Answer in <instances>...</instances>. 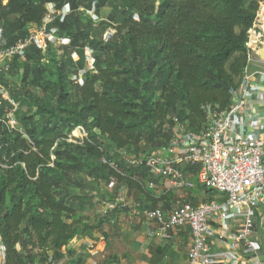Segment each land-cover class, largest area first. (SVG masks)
<instances>
[{
	"label": "trees",
	"instance_id": "trees-1",
	"mask_svg": "<svg viewBox=\"0 0 264 264\" xmlns=\"http://www.w3.org/2000/svg\"><path fill=\"white\" fill-rule=\"evenodd\" d=\"M3 1L4 46L41 25L48 5L56 11L68 5L69 13L50 26L68 42L61 53L29 46L25 61L14 59L10 72L20 75L19 88L8 99L0 95L1 264H69L63 251L73 253L70 244L91 227L66 202L68 174L86 168L98 178L106 175L108 183L114 177L123 187L146 192L147 168L120 165L119 175L102 159L115 163L112 156L122 151L150 154L169 143L175 120L198 133L206 109L227 110L248 64V31L264 0ZM92 9L97 16L102 9L110 13L93 22L86 15ZM108 28L114 33L103 39ZM87 49L92 71H85ZM81 70L80 84L74 77ZM9 86L0 79L1 88ZM24 105L35 111H22ZM77 126L87 138L69 143ZM83 159L95 166L87 168ZM196 173L188 169L186 175L194 181ZM83 263L80 254L70 262Z\"/></svg>",
	"mask_w": 264,
	"mask_h": 264
},
{
	"label": "built area",
	"instance_id": "built-area-1",
	"mask_svg": "<svg viewBox=\"0 0 264 264\" xmlns=\"http://www.w3.org/2000/svg\"><path fill=\"white\" fill-rule=\"evenodd\" d=\"M68 13V5L60 11L48 5L42 24L31 26L26 37L8 46L0 42V79L10 74L14 59L25 61L29 46H35L44 54L52 44L66 45L67 40L58 37L57 29L50 26L57 19L62 22ZM87 14L93 22L99 20L94 9ZM258 18L259 15L248 31V64L239 86L231 91L227 110L206 109V122L198 133L188 131L175 120L169 143L150 154L135 157L122 152L126 166L145 167L152 176L164 181L163 197L173 193L168 207L158 203L147 209L124 195L103 203V216H108L115 208L131 210L144 221L147 235L157 242L167 243L175 233L188 228L191 244L186 264H264V65L251 57V51L262 36ZM1 34L0 29V40ZM83 74L84 70L78 77ZM0 95L8 99L1 87ZM9 123L15 125L11 118ZM71 135L67 141L74 144H81L87 138L81 126ZM102 163L122 175L114 162L102 159ZM188 169H196L197 184L216 193L217 198L196 206L187 202L184 192L194 182L186 175ZM117 184L114 177L109 179L111 189ZM144 189L151 197L156 196L157 185L153 181L147 182ZM1 249L0 245V254ZM63 254L66 257V252Z\"/></svg>",
	"mask_w": 264,
	"mask_h": 264
},
{
	"label": "rangeland",
	"instance_id": "rangeland-1",
	"mask_svg": "<svg viewBox=\"0 0 264 264\" xmlns=\"http://www.w3.org/2000/svg\"><path fill=\"white\" fill-rule=\"evenodd\" d=\"M6 2L7 0H4L3 4H6ZM109 13H110V9L100 10L97 16L99 20L94 22L107 19ZM86 15L88 14L86 13ZM89 18L91 17L89 16ZM112 33H114V30L112 28H108V30L105 32L103 36V39H107V35ZM60 46L61 45L52 44L50 45V48L51 49L55 48L56 49L55 51L58 52V54H60L61 53ZM90 52L91 51H87V66L85 71L86 70L92 71L93 69L90 67V64L92 63ZM72 57H73L72 58L73 61L76 62L77 57H75L74 55ZM19 77L20 75L16 74L15 72H12L7 76V81L8 84L10 85L9 89L5 90L7 95L9 94L11 95V93L15 92L19 88V79H20ZM76 81L81 84L83 81V75L81 77L79 76ZM31 93L37 95V91H31ZM14 106L17 107L16 104ZM21 110L22 111L28 110L30 111V113H33L35 111V108L33 106L31 108L28 107L27 105H24L21 107ZM8 116L9 118L12 119L13 115L12 113H9ZM122 152H117V153L115 152L116 156L115 155L112 156V159L115 160V163L118 165V169L121 171H123L122 169L123 167L121 168L120 165L121 166L125 165V162L122 159ZM124 153L126 155H130V153H126V152ZM83 163L86 166H88L87 168L90 169L95 166L91 161H88L86 159H83ZM86 170H87L86 168H83L82 170L78 169L77 172L72 171L70 174H68L67 176L68 196L66 197L67 198L66 202L76 209L78 214L77 217L79 218L81 217V221L83 223H86V225H88L87 223H89V221H94V223L98 226L101 223L100 221H102L101 218H104V216L102 215V211L105 205L103 203L112 202L115 198L114 193L118 192L122 186L121 184L118 183L114 189H111L109 187L108 177L106 175L105 176L102 175L101 178H98V176L94 175L93 172H91L92 173L91 175L90 171L87 170L89 172L88 174ZM149 179L151 181H156L151 174H149ZM194 183L195 184L193 189L191 188L190 190L191 192L204 193V191H206L196 183V180H194ZM57 191L59 190L57 189ZM141 227L144 228V221L138 217L136 218L135 227L132 230H130L129 234L124 233L122 237H116L115 239H108L107 237L103 238V240L101 239L99 244L93 246V248L96 247L98 254L93 256V259L91 261L96 264H119V263L126 264V262L131 261L130 258H133L132 255L133 252L134 253H136L137 251L139 253L144 252L145 254L144 257H146L148 252L153 253L154 250H156V248L162 250L159 254H156L157 258L160 259H161L160 257L161 254H163L162 256L164 255L170 256L171 260H179L185 255L187 251L186 247L176 248L175 242L172 241L173 239L170 240L168 243H161L155 241L153 237L147 235L143 238L144 240L141 243L139 242L137 245L136 241H137V237L140 235ZM91 231L92 228L91 230L84 232L80 237L78 241L80 242L78 247L79 250L78 252L72 250L73 253H70V255H68L67 252L64 250V252H66V255L72 259H75L80 254L84 258L83 264H85V262H87V259L91 257V254L90 251L88 250L89 248L82 243L85 242L84 239L90 237ZM132 243H136L135 246H132ZM22 244L23 243H21V245ZM21 245L18 246L19 250H21ZM133 249L136 250L133 251ZM136 255L138 254L136 253ZM120 260H123V263L120 262ZM142 260L143 259H141V261Z\"/></svg>",
	"mask_w": 264,
	"mask_h": 264
},
{
	"label": "crops",
	"instance_id": "crops-1",
	"mask_svg": "<svg viewBox=\"0 0 264 264\" xmlns=\"http://www.w3.org/2000/svg\"><path fill=\"white\" fill-rule=\"evenodd\" d=\"M153 177L156 180L153 182L157 185V191L154 193L156 195L155 197H151L146 192L142 193L140 190H137V189L131 190L127 187H124L122 191H118L114 193V197L118 195H124L129 201H138L141 203L142 207L147 208V209H152L156 207L158 203L163 204L164 207L168 206L169 205L168 203H170L173 199V193L171 192V195L170 193H168L166 197L163 199L162 194L165 192L164 189L166 188V185L161 178L155 177V176ZM189 178L193 180L191 175H189ZM195 178L194 180H196ZM147 180L151 181L150 179H147ZM194 184L195 183L193 182V186L191 187L192 189L194 187ZM206 191H204V193H198V192L193 193L192 192V194L190 195L188 194L189 191H185L184 192L185 200L189 202L190 204L196 206V205L205 203L208 200L217 198L216 195L212 193L207 194ZM136 218L138 217L134 215V213L131 210H117L115 208L113 210L112 209L110 210L108 216H104V218H101L102 221H100L101 223L98 226L94 223V221H89V223L87 224L92 228L91 235L90 237H87L86 239H84L85 242L83 243L81 242L82 244H84L85 246L89 248L88 250L90 251V254H91V257L87 259V262H85V264H96L91 261L93 259V256L98 254L96 247L93 248V246L99 244L101 239L103 240V238L107 237L108 239H115L116 237H122L124 233L129 234L130 230H132L135 227ZM140 229H141L140 235L137 237L138 242L136 241L137 245L139 242L141 243L144 240L143 238L145 236H147V233L144 230V228L141 227ZM172 239H173L172 241L175 242L176 248L186 247V249L188 250L191 244L189 229L185 228L175 233ZM78 241H75V243H71L68 249L78 252L79 251L78 247L80 244V242ZM136 243H132V246H135ZM134 250L136 249H133V251ZM160 252L161 251H158V249L156 248V250H154L153 253L148 252L146 257H144L145 256L144 252L139 253L137 251L136 253L138 255H136V253L133 252L132 254L133 258H130L131 261L126 262V264H186L187 251L185 255L179 260H171L170 256H167V255L162 256L163 254H161L160 256L161 259L157 258L156 254H159ZM2 258L3 256L2 254H0V264L2 263ZM141 259L143 260L141 261ZM73 260L75 259L69 258L66 255L65 257L66 263L68 262L70 264V262H72ZM88 260H90L91 262ZM120 262L123 263V260H120Z\"/></svg>",
	"mask_w": 264,
	"mask_h": 264
},
{
	"label": "water",
	"instance_id": "water-1",
	"mask_svg": "<svg viewBox=\"0 0 264 264\" xmlns=\"http://www.w3.org/2000/svg\"><path fill=\"white\" fill-rule=\"evenodd\" d=\"M258 23L261 28L262 36L260 42L251 51V57L255 62L264 65V1L262 3V11L259 15Z\"/></svg>",
	"mask_w": 264,
	"mask_h": 264
},
{
	"label": "clouds",
	"instance_id": "clouds-1",
	"mask_svg": "<svg viewBox=\"0 0 264 264\" xmlns=\"http://www.w3.org/2000/svg\"><path fill=\"white\" fill-rule=\"evenodd\" d=\"M49 7H51V5H49Z\"/></svg>",
	"mask_w": 264,
	"mask_h": 264
},
{
	"label": "bare ground",
	"instance_id": "bare-ground-1",
	"mask_svg": "<svg viewBox=\"0 0 264 264\" xmlns=\"http://www.w3.org/2000/svg\"><path fill=\"white\" fill-rule=\"evenodd\" d=\"M75 135H77V134H75Z\"/></svg>",
	"mask_w": 264,
	"mask_h": 264
}]
</instances>
